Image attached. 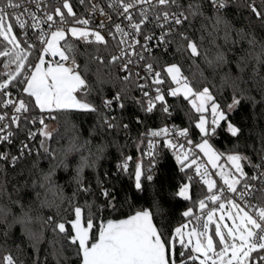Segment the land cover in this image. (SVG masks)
Wrapping results in <instances>:
<instances>
[{
  "label": "trees",
  "instance_id": "16d2710c",
  "mask_svg": "<svg viewBox=\"0 0 264 264\" xmlns=\"http://www.w3.org/2000/svg\"><path fill=\"white\" fill-rule=\"evenodd\" d=\"M190 3L199 4L200 0H180L181 9L186 14ZM250 4L264 12V1L231 0L229 6L221 10L223 23L216 24V10L211 6L202 8L203 17L211 19L190 17L186 23L187 36L197 43L200 56L192 57L190 50L186 49L187 41L177 38L171 50L156 54L152 59L165 81L162 86L173 85L166 68L176 64L189 78L194 91L207 87L214 97L210 104H218L227 116L226 121L220 122L217 134L206 137L196 126L201 114L195 111L189 100L182 95L168 96L166 100L171 107L172 120L179 129H187L191 141L197 145L208 139L223 158L239 154L249 157L252 164H258L264 157V56H261L260 62L254 57L260 53V42H264V27L252 13ZM13 30L22 41L21 46L27 47L15 26ZM241 35H255L258 43L249 45L241 39ZM68 39L76 47L77 70L89 89L86 97L77 93L78 98L86 99L98 109V113L115 117L113 122L119 126L106 128L98 113L61 112L49 123L53 137L46 141L48 153L40 147L39 152L26 155L15 164L0 160V261L11 254L18 264H81L77 246L69 242L70 236L74 235L70 222L75 219L76 206L83 209L82 219L86 226V205H92V238H97L101 224L106 220L124 218L139 210H151L157 227L171 237L175 235V228L188 223L199 211V201L210 194L207 185L189 180L192 168L177 162V153L167 147L162 136L156 137L155 160L147 170L149 164L142 160L143 144L152 137L148 133L163 128L170 116L163 112H143L138 102L147 101L137 87L143 81L134 76L129 81L122 79L124 75L118 62H111L115 44L108 42L105 46ZM0 50H3V44H0ZM28 51L31 55L25 70L32 67L41 54L34 48H28ZM221 56L223 60L219 59ZM8 60L7 57H0V82L6 78V70L11 67V71L15 70V64L4 68ZM14 88L9 86L8 90ZM117 93H120L125 108L115 104L113 109H106L103 101L113 99ZM0 99L6 98L0 94ZM21 99L28 105L30 114L40 113L34 97L23 91ZM234 99L240 100V103L234 104ZM5 110L0 107V111ZM137 117L143 123H137ZM207 118V127L211 130L212 117L209 113ZM228 123L240 129L237 136H232L227 130ZM123 124L129 127L125 129ZM31 126L29 119L23 128H14L19 140L24 136L25 129ZM42 140L44 137L41 135L39 145ZM128 156L132 157L128 161V172L119 171L117 165ZM137 163H142L153 176L152 181L144 182L143 191L136 190L134 179L130 178ZM189 163V159L185 161V165ZM242 163L244 171L251 176L255 168L247 161ZM82 164H85L83 183L91 189L88 193L79 191L77 184V169ZM45 176L49 179L46 180ZM99 182L115 193L116 201L113 203L116 208L108 207L105 198L100 195ZM184 184H189L188 200L178 195ZM261 187H264V180L258 189ZM260 197L261 193L257 191L251 203L264 205V199ZM189 209L193 215L185 217L183 213ZM49 217L52 218L51 223L48 222ZM61 222L68 229V238L58 230H52L53 224ZM31 234L39 235L40 241L37 243Z\"/></svg>",
  "mask_w": 264,
  "mask_h": 264
},
{
  "label": "snow or ice",
  "instance_id": "6c2138e0",
  "mask_svg": "<svg viewBox=\"0 0 264 264\" xmlns=\"http://www.w3.org/2000/svg\"><path fill=\"white\" fill-rule=\"evenodd\" d=\"M149 2L150 0H130V2H126V0H111L109 7L126 19L132 29L129 32L121 27L120 24L115 25V33H120L121 35L118 45H127V48L121 47L119 55H113L111 62L115 63L127 55L137 56L139 60H144L143 54L137 51V45L144 51L151 52L152 47H163L166 51L167 46L176 42L177 38L180 41H187L186 49L190 50L192 57L200 56L201 53L197 43L185 35L182 26L186 21L190 20V17H203L202 8L208 6L214 7L216 10V24L223 23L224 14L221 10L226 9L231 0H200L199 4L190 3L187 9L188 14H185V11L177 13L167 10L158 13L155 16L156 26L161 29L158 37L154 33L147 34L143 32L142 26L151 22L145 12H140L141 18L139 21H135L130 12L131 9L136 7V4ZM157 2L161 6L175 5L177 8L182 7L180 0H157ZM80 3H84V0H80ZM22 6L21 0H0V38H2L0 39V44H3V50H0V57L9 58L8 63L4 64L6 69L15 64V70L8 72L3 82H0V94L7 97V99H0V107L5 109L11 107L16 113V115L11 117H9L7 112L0 114V144L12 142L16 134L10 130L12 124H15L17 129H20L29 122V118L23 115L29 111L28 105L23 99L13 100L11 98L12 93L8 91L9 86L22 87V90L29 97H34L35 106L40 112L48 113L49 119L54 120L59 113L68 111H78L86 114L98 113V109L94 105L87 102L86 99L78 98L77 96V93H80L82 97H86L89 94V89L86 80L81 76L80 71L77 70L79 68V65L76 64L77 50L75 45L69 41L68 33L71 34V37H76L87 44L106 46L108 41L105 35L101 34L99 30L76 26H71L67 30L63 27H57L55 30L45 33L42 25L48 24L49 29H52L54 24L64 25L68 23V17H76L69 0H64L63 3V9L67 10V14L60 7L55 9V16L46 14L45 18L38 17L35 12H29L28 16L31 19V23L22 18L23 13L19 15L15 13V10ZM248 6L252 13L261 21L262 27H264V12L260 11L254 4ZM99 11L103 13V9H99ZM56 17H59L58 21ZM203 18L211 19V17ZM108 19L111 21V16ZM13 20L18 29L25 30V37L28 34L26 29H39V39L42 44H46V47L42 49L41 54L38 56V63L33 65L34 71L30 73H26L25 68L26 62L31 55L28 48L34 46H21L22 41L18 39L17 34L13 30ZM72 23L73 25L87 26L90 24V20L76 18ZM178 26L180 27L178 28ZM105 27L106 25L103 21L97 25V29ZM115 33L111 29L108 30V35H111L113 39H116ZM138 35L141 38H137ZM90 37L94 39H89ZM241 39L246 40L252 46L258 43L255 35H241ZM61 41H64L63 45H61ZM152 41H156V43L150 46ZM46 55H50L52 58L58 56L59 60L63 62L55 64L49 62L45 66ZM261 56H264V42H260V53L254 58L260 62ZM219 59L223 60V57L221 56ZM69 60H71V66L64 63ZM133 63L135 61L129 59L121 65L122 70L128 73L122 78L123 80H130L132 73L128 65ZM145 70L152 75V85H156L154 95L150 96L148 91L142 92L143 96L147 98L146 103L143 101L138 102L145 114H152L158 110L170 116L171 112L166 96L179 97L183 95L185 99L193 97L190 103L198 113L207 111L208 102L214 101V97L207 87L203 88L202 91H194L188 77L183 75L181 67L176 64L168 66L166 73L177 86L174 88L170 87L166 92L159 87L165 81L161 78V73L154 70L153 64L146 63ZM136 75L139 77V73ZM139 78L145 79V77ZM137 87L143 90L146 85L138 84ZM114 102L119 108H125V104L121 102L120 93H117L113 99L104 100L103 104L106 109L111 110ZM157 103L160 105L159 109H157ZM239 103L240 100L234 99V104L238 105ZM231 107L230 105L229 108ZM211 112L213 116L211 130L206 127L208 122L203 115L199 117V123L196 125L206 137L216 135L220 122L227 120L225 112L221 111L220 106L215 102L211 105ZM98 114L101 116L103 126L106 128L113 129L119 126L113 122L116 120L115 117L104 116L102 113ZM6 120H9L10 123H4ZM31 122L36 123L37 121L33 119ZM136 122L143 123L139 117L136 118ZM38 123L43 125L40 135L44 137V140L40 141V147L44 149L45 153H48L49 149L46 141L52 139L53 132L49 130L44 117H40ZM122 126L125 129L129 127L128 124H123ZM227 130L232 136H237L240 132V129L231 123L227 124ZM170 131H176V129L163 127L159 130L150 131L148 135L152 137L163 136L166 138L165 142L168 148H179L181 151L176 155V160L182 166L191 167L196 164V160L193 159L189 164L185 165V161L189 159V151L184 150L183 144H176L171 139H167ZM25 132L29 140L36 138L37 133L31 131V129H25ZM187 134V129L178 131L180 137H186ZM188 143H191V141L189 140ZM148 146L149 149L155 147L152 141H149ZM198 147L208 157L214 168H220L218 174L223 179L224 185L227 186L226 191L238 197L241 201H245V206L241 207L236 199L225 197V189L223 188L214 192L216 182L208 176L206 170L201 172L200 166H197L195 171L197 175L201 176L203 183L207 185V191L212 193L206 199L217 204V207L205 214L206 219H204L202 224L201 217L197 216L196 226L191 227L187 233L183 229L188 228L189 225L185 224L182 227L175 228V235L168 237L154 223L151 210H139L126 219L107 221L106 224L101 225L98 238H92L90 235L93 228L92 205H86L88 209L86 226L85 223H82L83 209L76 206L74 208L75 219L70 222L74 235L70 236L69 242L77 246V255H82V264H194L196 261L199 264H264V205H254L250 199L255 196L257 191L261 193L260 198L264 199V187L256 189L255 185L248 182L249 180H264V172H261L260 176H249L244 171L242 161H247L249 164H252V161L249 157L239 154H229L227 156V160L231 162V168L234 171L225 172L222 166L217 165L221 154L213 149L207 139H204ZM25 152L31 154L32 149L29 148L27 143L21 142L20 156ZM147 154L149 156L155 155L152 151ZM20 156L11 157V160L14 162ZM9 159L8 153H0V160ZM131 160V156L125 157L124 162L117 165L119 171L127 173L129 169L128 161ZM84 166L85 164H82L77 169V184L79 191L88 193L91 189L82 180ZM184 167L181 168V171L184 170ZM252 167L264 168V157H262V164H252ZM130 178L134 179V186L138 191H143L144 182L153 180L151 172L146 171L142 163L135 165L134 173ZM45 179L47 180L49 177L45 176ZM189 180H191L190 177ZM240 185L242 186L238 188ZM97 186L101 189L100 195L105 198L108 207L116 208L117 205L113 203L116 201L115 193L110 188L104 187L103 182H99ZM178 195L185 200L190 199L189 184H184L180 188ZM199 208L201 210L207 208L205 200L201 199L199 201ZM245 208L250 209V211H246ZM225 209H227L226 214ZM218 212L220 214L217 217ZM183 215L191 217L193 215L192 210L185 211ZM226 220L231 221V225L226 223ZM48 222H52L51 217L48 218ZM210 225H214V229L210 228ZM52 230L53 232L58 230L59 233L65 234V237L68 238V229L65 223L53 224ZM31 235L37 243L40 241L41 237L39 235ZM214 237H217L218 240L214 239ZM90 239H93L91 245H89ZM177 246L180 248L179 252H177ZM3 264H17V261L11 254H8L3 257Z\"/></svg>",
  "mask_w": 264,
  "mask_h": 264
},
{
  "label": "built area",
  "instance_id": "2783aa9c",
  "mask_svg": "<svg viewBox=\"0 0 264 264\" xmlns=\"http://www.w3.org/2000/svg\"><path fill=\"white\" fill-rule=\"evenodd\" d=\"M251 2H258V1H264V0H250ZM69 2H71L73 9L76 13V17H68V23L61 25L59 23L54 24L52 29H49L48 24H44L42 25L43 27V31L45 33H49L51 30H55V28L57 27H63L65 28V30H67L70 26L73 25L72 21L76 18L79 19H89L90 20V24L85 26V25H75V26H81V27H87L91 30H99L101 32V34L105 35V38L108 42H112L115 44V52L114 55H119L120 51H121V47H124L125 49L127 48V45H123L120 46L118 45V40L121 38L120 33H115V25L116 24H120L121 27L125 28L126 31L131 32L132 29L129 27V22L124 19L122 16L118 15L116 11H114L111 7H109V4L111 3V0H84V3H80V0H69ZM126 2H130V0H126ZM22 3V7L19 9L15 10V13L17 15L23 13L24 15L22 16L23 19L28 20L29 23H31V19L28 16L29 12H35L36 15L40 18H45L46 14H52L55 16V9L57 7H60L62 11H64L63 9V3L64 0H21ZM94 6H95V10H94ZM99 9H103V13H101L99 11ZM27 10V11H26ZM171 11V12H177L179 13L180 11H185L181 8H177L175 5H170V6H161L158 4L157 0H150L149 3H144V4H136V7L131 9L130 12L133 15V19L135 21H139L140 20V12L143 11L145 12V14L148 16L149 20L151 21L150 23L142 26L143 28V32L147 33V34H155L157 37L160 35L161 29L159 27L156 26V21H155V16L162 12V11ZM67 14V13H66ZM186 14V12H185ZM111 16V21H109L108 17ZM56 20H59V17H56ZM103 21L104 24L106 25L105 28L103 29H97V25ZM51 23V22H49ZM187 21L185 22V24L182 26L185 35H187V25H186ZM13 24L16 27V29L19 31V35L21 37V39L28 45H33L34 49H38L41 53L42 49L45 47L46 44H42L39 37H40V30L39 29H32V28H28L26 29L27 31V36L25 37L24 35V31L25 30H21L18 29V27L15 25V22L13 20ZM180 26H178L179 28ZM111 29L112 32H114L116 34V39H113L111 35H108V30ZM137 38H141L139 35L137 36ZM89 39H94L93 37H90ZM84 42V41H82ZM141 42L143 43V40L141 39ZM85 43V42H84ZM156 41H152L150 46L155 44ZM174 43V42H173ZM173 43L167 46V50L165 51L164 48H155L152 47V51H144L143 49L140 48L139 45H137V51H140L143 56L145 57L144 60H139V58L137 56H133V55H127L125 57H123L121 60H118V65L120 66L121 71L123 72V75H127L128 73H126L125 71L122 70L121 65L123 63H125L127 60L131 59L133 61H135V63L133 64H129L128 68L131 71L132 75L136 78H138L139 80L143 81V84L146 85V87L141 90V96L143 98H145L142 94L143 91H148L150 93V96L154 95V89L156 87V85H152L151 80H152V75L147 73L145 70V64L146 63H152L154 66V62H153V57L156 54L159 53H165L168 52L169 50H171ZM10 47V46H9ZM31 48V49H32ZM57 62H63L60 60H55L53 61V63H57ZM66 63L68 66H71V60L64 62ZM76 64L78 65V63L76 62ZM32 67H30L28 70H25L26 73H30L31 72ZM12 70V67L9 68L8 70H6L4 72V74L6 75L8 72H10ZM155 71L159 70L157 68L154 67ZM139 73V77H145V79H140L136 74ZM184 75V74H183ZM186 76V75H184ZM162 78V77H161ZM163 79V78H162ZM189 79V78H188ZM190 81V80H189ZM177 85H175L173 83L172 86H162L159 85V87H161V89L163 91H167L170 87L174 88ZM12 93V99L13 100H19L21 99V95H22V90L19 89V87H15L13 90H8ZM168 96H166L167 98ZM7 99V97H5ZM147 101V98H145ZM122 102V100H121ZM116 103H113V106ZM112 106V109H113ZM160 105L159 103H157V109H159ZM169 110L171 112L172 115V111H171V107L168 105ZM3 112H7L9 117H11L12 115H16V113H14V109L9 107L7 108L5 111H0V114H2ZM162 111H154V113L152 114H157V113H161ZM23 115H26L31 121L33 119H35L37 122L36 123H32V126L29 127L28 129H31V131L36 132V138L35 139H31L29 140L26 136V132L24 134V136L19 140L18 138V132L15 131V124L11 125V131H14L16 134L12 139L11 143H3L0 144V153H8L10 156L9 160H2L5 161L9 164H15L16 162H18L21 158L25 157L26 155H29L27 152H25L22 156H20V147H21V142L27 143L29 145V148L32 149V153H37L40 151V145H39V138H40V131L43 128V125H40L38 123V120L40 117H44L45 118V123L48 125L53 119H49L48 118V113H34V114H30L29 111ZM170 115V117H168L167 121L165 122L163 127H168L169 129H176V131H170L169 136L167 137V139H171L173 141V143L176 144H183L184 145V150L189 151V160L190 162L195 159L196 160V164H193L191 166L192 170L189 174V177L191 178V180H194L196 182L199 183H203V180L201 179L200 175H197L195 169L197 166L201 167V172H204L205 170L208 173V176L212 179L215 178L216 181V189H214L213 191L215 192L217 189L223 188L225 189V197H231L233 199L237 200V203H239L241 205V207L245 206V201H241L238 197L234 196L231 193H228L226 191L227 186L224 185L223 183V179L220 177V175H216L217 171L215 172V170L207 163L206 159L202 156V154L200 153V151L197 148V145L191 141L188 136L186 137H180L178 135V131L181 130L179 129L178 125L172 120V116ZM213 119V117H212ZM211 119V121H212ZM4 123H10L9 120H6ZM211 128H212V124H211ZM163 137V136H162ZM165 138V137H164ZM166 139V138H165ZM191 141V143H188V141ZM149 141H152V143L155 145V147L153 149H149L148 143ZM158 145V139L156 137H149L145 140L144 144H143V155H142V160L145 161L147 164H149V166L147 167V170L150 169L151 165L153 163V161L155 160V155L154 156H149L147 153L149 151H152L154 154L156 152V148ZM175 152L178 154L181 150L179 148L174 149ZM16 156H20V158L18 160H15L14 162L11 160V157H16ZM150 161H152V163H150ZM262 163H258L257 165H260ZM264 172V168H255L254 173L251 175H255V176H260V173ZM208 178V177H205ZM250 184L255 185V188L258 189L259 186L263 183V180L258 179V180H249L248 181ZM243 184V183H242ZM242 185L238 186V188H240ZM212 193H210L209 195H211ZM208 195V196H209ZM252 200V198H250ZM205 202L207 204V208H205L204 210H201L199 208V211L191 218L190 223L193 224V226H196V217L200 216L201 217V224L203 223L204 219H206L205 214L213 209L217 207V204H214L210 201H208L207 199H205ZM246 211H250V209L245 208ZM0 264H3V260L0 261ZM18 264V263H17Z\"/></svg>",
  "mask_w": 264,
  "mask_h": 264
},
{
  "label": "rangeland",
  "instance_id": "374dc122",
  "mask_svg": "<svg viewBox=\"0 0 264 264\" xmlns=\"http://www.w3.org/2000/svg\"><path fill=\"white\" fill-rule=\"evenodd\" d=\"M71 3V2H70ZM63 6V5H62ZM74 10V9H73ZM64 12L65 13H67V10L66 9H64ZM72 26H75V25H72ZM71 27V26H70ZM69 27V28H70ZM76 27H81V26H76ZM68 38H72V39H77V40H79L78 38H76V37H71V34L70 33H68ZM61 45H62V41H61ZM45 47H46V45H45ZM55 60H59V57L57 56V57H55V58H52L50 55H46L45 56V61H46V64H45V66H47L48 65V63L49 62H51L52 64H54L53 63V61H55ZM35 63H38V60L35 62ZM3 71V70H2ZM32 71H34V67L32 66V69H31V72ZM171 78V77H170ZM183 96V95H182ZM191 99H193V97H189L188 98V100H189V102L191 101ZM211 103V101H209L208 102V104H207V111H205V112H203V113H200L201 115H203L204 116V118H205V120L208 122V118H207V114L209 113L210 114V116L211 117H213L212 116V112H211V105L212 104H210ZM191 104V103H190ZM210 104V105H209ZM192 106V105H191ZM40 111V110H39ZM200 115V116H201ZM207 125H208V123L206 124V127H207ZM48 127L50 128V124H48ZM204 140V139H203ZM203 140L202 141H200L198 144H197V148H198V150L200 151V153L202 154V156L206 159V161H207V163L215 170V172L216 171H218L217 173H216V175H218L219 176V171H220V168L219 167H217V168H214L213 166H212V164L209 162V159H208V157L204 154V152H202L201 150H200V148L198 147V145L200 144V143H202L203 142ZM208 140V139H207ZM208 142H209V144H211L212 145V147H213V149L214 150H216L219 154H220V152L214 147V145L208 140ZM217 165H219V166H222L223 167V169H224V171L225 172H228V171H230V170H232V171H234L232 168H231V162L230 161H228L227 160V158H223V156L221 155L220 156V159L217 161ZM238 175V174H237ZM214 181H215V178H212ZM216 182V181H215ZM226 212H227V209H225V214H226ZM219 212L217 213V217L219 216ZM226 223H228L229 225H231V221H229V220H226L225 221ZM187 224V223H186ZM214 229V228H213ZM184 231L187 233L188 231H190V229H189V227L188 228H184ZM214 239H217L218 240V238L217 237H214Z\"/></svg>",
  "mask_w": 264,
  "mask_h": 264
},
{
  "label": "water",
  "instance_id": "95a60500",
  "mask_svg": "<svg viewBox=\"0 0 264 264\" xmlns=\"http://www.w3.org/2000/svg\"><path fill=\"white\" fill-rule=\"evenodd\" d=\"M134 214V213H133ZM133 214H131V215H133ZM129 216H127V217H124V218H120V219H108V220H106L105 222H103L102 224H106L107 223V221H109V220H122V219H126V218H128ZM153 221H154V219H153ZM82 223H83V219H82ZM154 223H155V221H154ZM101 224V225H102ZM98 234H99V232H98ZM90 235H91V233H90ZM97 238H98V236H97ZM93 242V240L92 239H90L89 240V245H91V243ZM81 258H82V255H81ZM81 264H82V259H81Z\"/></svg>",
  "mask_w": 264,
  "mask_h": 264
},
{
  "label": "crops",
  "instance_id": "0c3cea01",
  "mask_svg": "<svg viewBox=\"0 0 264 264\" xmlns=\"http://www.w3.org/2000/svg\"><path fill=\"white\" fill-rule=\"evenodd\" d=\"M218 172V171H217ZM189 225V229H191V227H193V224L190 223V220L189 222L187 223ZM212 225H210V228H211ZM184 230V229H183Z\"/></svg>",
  "mask_w": 264,
  "mask_h": 264
}]
</instances>
